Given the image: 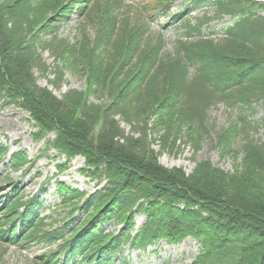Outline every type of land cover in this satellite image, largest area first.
<instances>
[{"label": "trees", "instance_id": "obj_1", "mask_svg": "<svg viewBox=\"0 0 264 264\" xmlns=\"http://www.w3.org/2000/svg\"><path fill=\"white\" fill-rule=\"evenodd\" d=\"M174 1L144 0L145 11L131 22L121 0H0V95L28 112L37 139L52 133L43 151L66 156L58 167L80 155L81 171L98 186L88 192L58 182L60 202L41 215L40 195L27 196L6 178L3 247H46L32 264H109L124 246L144 250L161 239L190 237L199 250L189 264H264V138L254 137L259 130L264 137V2L193 0L212 9L194 23L182 3L169 22L181 23L183 36L166 52L162 32L150 31L147 16L168 15ZM73 7L83 13L78 38L70 41L58 29ZM225 16L231 21L218 37L203 35V25L211 32L207 24ZM35 71L51 74L52 87L64 82L66 71L80 74L85 86L57 97L37 84ZM220 102L236 110L217 134L221 155L240 157L236 171L208 159L188 175L161 165L152 135L160 132L163 149L185 129L197 146L209 108ZM256 105L263 113L250 120ZM6 154L0 144V162ZM29 162L19 150L8 167L16 171ZM137 215L144 218L135 227ZM110 224L119 228L107 231Z\"/></svg>", "mask_w": 264, "mask_h": 264}, {"label": "rangeland", "instance_id": "obj_2", "mask_svg": "<svg viewBox=\"0 0 264 264\" xmlns=\"http://www.w3.org/2000/svg\"><path fill=\"white\" fill-rule=\"evenodd\" d=\"M190 8V23H193L196 18L204 14L211 15L212 13L210 7L208 8L202 2L197 5L191 3ZM172 9H176V4ZM122 10H128V15L131 17V22H133L135 12L141 11V7L135 0H125L120 11ZM230 21L231 18L229 16L208 23L209 26L213 27V34L211 36L217 37L223 26ZM80 22L81 16L78 11L74 10L69 13L67 21L59 25L58 36L74 41L78 38ZM159 22L161 25L152 24L150 31L153 33L163 26L161 30L166 41L164 51L170 52L174 39L177 36H181L185 28L180 23L169 25L164 18L160 19ZM209 32V28L202 31L204 35ZM92 33L93 30L88 28V34L92 35ZM41 57L49 66H52L54 63L53 57L47 51L41 52ZM49 78H52L51 74H46L43 77L37 75V84L41 87L49 86L57 97H60L67 89L82 90L85 86V79L80 74H72L69 71L65 72L64 82L59 87H52L48 82ZM95 101L97 100L95 99ZM249 113L250 120H257L263 111L261 106L256 105ZM236 117V110L222 102L210 107L207 117V132L203 133L197 146L193 142L192 133H189L185 129L176 138L174 144L168 142L163 149L157 140L160 132L153 134L152 138H155L156 141L152 145L153 149L159 152V163L166 168H181L188 175L193 172L199 161L208 159L213 165L218 166L226 172H235L240 163V157L234 159L231 154L221 155L217 142V134L220 130L227 128ZM126 129H128L127 126ZM36 131H38V127L28 112L12 104L3 105V101H0V144L8 147L10 153L21 150L25 152L30 161H34L25 172H22L23 167L16 172H9L7 166L4 163H0V197L6 194L9 189V185L4 181V176L8 172L9 178L18 179L20 182L19 186L24 187L26 194L40 192L41 186L46 189V193H39L44 200L40 213L45 208L46 211L43 213H46L48 209H51L52 206L59 202L57 182H63L72 188L93 191L96 187L95 181L91 180L81 171L84 166L83 158L76 156L71 160L68 168L61 170L58 165L63 163L65 158L62 155H58L54 150L41 154L40 150L44 146V139L38 138V140L35 135ZM242 137V134H239L236 139L238 140ZM254 137L264 138L261 130L255 133ZM142 219L141 215L136 216L135 221L137 225L142 222ZM40 250H42L40 246H34L29 250H21L17 246H9L5 249V247L0 245V264H32L33 256L40 252ZM197 253L198 244L190 238L184 239L181 243L172 244L160 241L148 247L144 252H133L125 248L110 264H189Z\"/></svg>", "mask_w": 264, "mask_h": 264}]
</instances>
